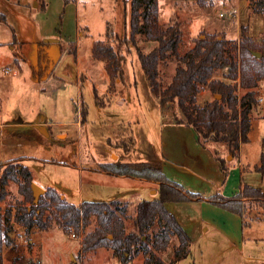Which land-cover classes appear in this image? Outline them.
Returning a JSON list of instances; mask_svg holds the SVG:
<instances>
[{"label": "rangeland", "instance_id": "374dc122", "mask_svg": "<svg viewBox=\"0 0 264 264\" xmlns=\"http://www.w3.org/2000/svg\"><path fill=\"white\" fill-rule=\"evenodd\" d=\"M10 1L3 8L6 22L0 21V121H22L26 127L40 113L65 124L53 127L49 135L46 130V135L38 136L33 129H21L6 147L2 159L11 161L1 164V174L13 167L20 174L19 168L27 166L37 176L35 180L31 175L33 183L46 190L52 188L48 185L56 186L62 199L73 193L87 201L110 202L117 200L115 193L120 191L119 200L127 209V233L135 231L137 205L157 199L158 188L152 187L153 182L128 177L107 182V174L100 169L102 162L153 163L169 180L202 197L231 193L240 184L264 191V175L258 171L264 155V80L254 89L259 101L250 115L248 139L232 154L221 143H201L192 127L178 125L175 118H181L182 113L177 106L167 112L161 109L139 56V51L147 54L157 43L141 34L135 42L130 39L132 0ZM258 1L208 0L203 6L196 0H159V22L179 25L181 56L203 35L238 41L243 27L260 41L264 12L256 7ZM46 39L58 40L59 51L53 53L55 46L46 44ZM97 43L122 54L123 74L112 71L107 60L95 58ZM39 54L44 55L42 70ZM180 65L174 55L159 63L163 89L172 83ZM227 74V69L218 70L214 78L239 85L237 95L242 98L247 90ZM214 98L207 87L197 96L200 106ZM85 108L88 113L82 124ZM218 158L224 159L222 168L228 174ZM25 183L22 175L11 180L1 202L8 228L13 229L14 222L17 228L22 227L24 237L22 241L15 234V246L4 248L5 264H144L142 252L126 263L116 258L111 248L84 252L83 239L98 226L95 217L79 232L65 231L59 213L49 208L44 216L48 228L35 226L31 236L14 218L17 207L26 206L20 192ZM203 202L207 203L204 208ZM169 209L191 238L190 253L175 264H264V210L252 211L250 216L259 218L249 220L251 225L243 230L239 217L233 215L238 222H230L227 233L218 229L223 218H217L211 203H173ZM15 225L14 232H18ZM158 231L154 226L149 235L153 238ZM178 245L174 236L166 250L155 252L165 264H172Z\"/></svg>", "mask_w": 264, "mask_h": 264}, {"label": "trees", "instance_id": "16d2710c", "mask_svg": "<svg viewBox=\"0 0 264 264\" xmlns=\"http://www.w3.org/2000/svg\"><path fill=\"white\" fill-rule=\"evenodd\" d=\"M196 1L204 6L208 0ZM256 7L264 12V0L258 1ZM159 14V0L131 2L130 39L135 42L136 36L141 34L148 41L157 43L156 48L147 54L139 51V56L151 91L159 99L161 109L167 112L177 106L182 117L175 118L176 123L192 127L201 143L211 140L225 145L232 154L239 152L241 143L248 139L250 115L259 101L254 89L264 80V35L257 41L248 35L245 27L242 28L238 41L227 40L224 36L220 38L216 35H203L197 39L191 50L181 56L179 49L182 33L179 25L174 23L163 26L159 22ZM0 21L6 22L5 15H0ZM93 52L97 60H107L112 71L123 74L124 59L117 49L97 43ZM169 55L176 56L181 65L177 68L172 83L163 89L159 80V63ZM43 59L44 55L39 54L40 70ZM222 69L228 70L227 78L240 80V87L247 90L242 98L237 95L239 85L214 78L216 72ZM203 87L209 88L215 98L200 106L197 96ZM87 113L86 108L82 110V124ZM220 161L224 167V159L220 158ZM2 167L0 165V169ZM100 169L107 175L145 180L158 186L157 199L144 200L137 205L134 232H126L127 209L119 199L110 202L84 200L81 204H73L67 199H62L56 189L48 188L35 204L29 168L20 167V174L16 173L14 167L7 168L0 177V264H4V248L12 244L8 235L12 227L7 226V217L1 202L8 195L9 182L16 180L18 175H22L26 180L25 184L20 185L26 206L17 207L14 218L24 226L27 233L35 226L43 230L48 228L49 224L45 222L44 216L49 208H54L59 213L65 231L74 229L79 232L95 217L98 226L83 239L82 250L89 252L103 247L111 248L114 256L122 263L142 252L145 255L144 264H165L155 251L166 250L174 236L178 237L179 245L174 250L172 264L188 256L191 238L177 216L169 209L170 204L207 201L239 215L245 227L250 225L249 220L259 218L258 215L250 216L252 211L264 210V191L247 184H241L238 192L231 197L222 193L202 197L169 180L160 166L150 162L101 163ZM258 171L264 175V155ZM154 226H158L159 231L152 238L149 231Z\"/></svg>", "mask_w": 264, "mask_h": 264}, {"label": "crops", "instance_id": "0c3cea01", "mask_svg": "<svg viewBox=\"0 0 264 264\" xmlns=\"http://www.w3.org/2000/svg\"><path fill=\"white\" fill-rule=\"evenodd\" d=\"M7 1L11 2L10 0H0V15L1 14H3V15L5 14L3 12V8H4V6H5ZM39 114L40 113H38L37 116L35 117V119L32 121V124L29 125L31 127H29V126L23 127L22 126V124H23L22 121H15V122H9V123H3V122L0 121V136H1V141H0V151H1L0 152V165L3 164V163H7V162L11 161V160H6V159L3 161L2 156H3L4 153H6V147L9 144L10 140H12L13 136H17L18 134H20L19 131H21V129H23V128L33 129L32 131H37V133H34V134L38 135V136H39V134L46 135L44 133V130H46V131H48L47 135H49V133L52 132L53 127L57 126V127L62 128L63 125L65 124V123H59V124L55 123L48 116L39 115ZM66 135L68 136L67 133H66ZM218 161H219V164H221L220 158H218ZM112 162H117V161H112ZM112 162H102V163H112ZM221 168H222V165H221ZM222 169H223V171H225L226 174H228V171H226L224 168H222ZM30 170H31L30 173L33 176V178L36 177L35 180H37V176L35 175L34 170H32V169H30ZM0 177H1V171H0ZM104 177H107V180H106L107 182H108V180L112 181L113 179H119V177H117V178H115V177L109 178L107 175L104 176ZM120 178L121 179H119V180H122L125 177H120ZM155 185H153L152 187L158 188V186L157 185L155 186ZM240 185L238 187H236L233 191H231V193H227V194H224V195H226L228 197L233 196L234 194H236L238 192V190L240 188ZM47 187H52V188L57 189V187L53 186V185H48ZM153 193H155V191H153ZM115 196H116V199H121L122 193L120 191H117V193H115ZM65 198L70 203H73V204H81L84 201V199H83L81 194L80 195L73 194V193L72 194H66ZM206 204H204V202H203L202 208H204V206ZM209 206H210V204H208V207ZM224 211L232 214V216L230 214H225ZM215 214H217V218H218V216H221V218H223V220H224V221L223 220L219 221L220 222V225H219V228H218L219 230L224 229V231L225 232L227 231V233H228L230 222H232L231 223L232 225L237 224L238 220L233 215H236V216L239 217L241 229L243 230L244 223H243L242 218L239 215L231 213V212H229L227 210H224V209H222L220 207H217V206H215ZM12 224H13V229H11V231L8 232L9 237L12 240V239H14L15 234H16L23 241L24 237H23L22 230H21L22 227L17 228V225H15L14 222H12ZM14 225H15V228L18 230V232L15 231L16 233L14 232V230H15L14 229ZM215 227L217 228V226H215ZM244 228H245V226H244ZM207 229H208V227L207 228L205 227V230H207ZM34 233H35V229L33 228L30 231V235L33 236ZM28 241L31 242V243H35V241L32 238H28ZM13 246H15V245H14V242L12 240V244L10 245V247H13ZM6 253H7L6 251H4V253H3L4 264H5V260L7 258Z\"/></svg>", "mask_w": 264, "mask_h": 264}, {"label": "water", "instance_id": "95a60500", "mask_svg": "<svg viewBox=\"0 0 264 264\" xmlns=\"http://www.w3.org/2000/svg\"><path fill=\"white\" fill-rule=\"evenodd\" d=\"M45 42L46 43H49L50 45L52 44L53 47L55 46V48L53 50V53H54V51H57V52L59 51V48H58V45H57L59 43L58 40H55V39H46ZM257 55H258V57L260 56L259 53ZM46 133L48 134L47 131H46ZM32 189H33V194H34V198H35L34 199V203L37 204L39 202V200H40V197L45 194L46 189L42 188L41 186H39L36 183H33L32 184Z\"/></svg>", "mask_w": 264, "mask_h": 264}]
</instances>
